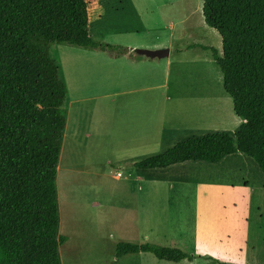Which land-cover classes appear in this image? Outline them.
Masks as SVG:
<instances>
[{
	"label": "rangeland",
	"instance_id": "obj_1",
	"mask_svg": "<svg viewBox=\"0 0 264 264\" xmlns=\"http://www.w3.org/2000/svg\"><path fill=\"white\" fill-rule=\"evenodd\" d=\"M88 4L93 39L169 50L158 69L169 72L170 90L106 96V72H121L112 58L56 45L53 56L70 98L55 178L57 234L66 238L58 247L60 263L178 264L149 253L116 257L118 243H148L194 255L193 264H264V176L252 159L235 153L217 164L132 167L192 137L234 138L242 123L211 53L198 47L221 48L217 32L204 23L203 1ZM143 135L150 146L144 151L134 145Z\"/></svg>",
	"mask_w": 264,
	"mask_h": 264
},
{
	"label": "trees",
	"instance_id": "obj_2",
	"mask_svg": "<svg viewBox=\"0 0 264 264\" xmlns=\"http://www.w3.org/2000/svg\"><path fill=\"white\" fill-rule=\"evenodd\" d=\"M207 27L221 39L209 51L222 75L234 114L235 137H192L133 163L138 170L185 162L217 164L241 153L264 176V0H202ZM88 0H0V264H61L55 178L65 130L67 86L56 45L106 52L128 49L93 39ZM132 57V56H130ZM139 253L179 263L193 257L148 243H118L116 257Z\"/></svg>",
	"mask_w": 264,
	"mask_h": 264
},
{
	"label": "crops",
	"instance_id": "obj_3",
	"mask_svg": "<svg viewBox=\"0 0 264 264\" xmlns=\"http://www.w3.org/2000/svg\"><path fill=\"white\" fill-rule=\"evenodd\" d=\"M126 48L128 49V52L126 55L118 59H111L112 65L118 66L121 72H106L104 82H105V88L109 90L106 96H117L121 93L129 94V93H134V92H153V91L156 92V91H162V90H166V91L170 90L169 85L167 84L169 72H161L158 69V63L162 59L161 60L148 59L145 57L137 56L134 53V50L136 49H133V48L156 49L158 47H156L155 45H151V46L141 45L139 47L127 46ZM173 88L176 89V91H178L180 89H184L185 87H173ZM91 98H94V97L83 98L81 100L91 99ZM68 105H70V98L68 100L67 108H66L67 116H66L65 130H66V126L68 123ZM142 137L143 139L138 140L139 142L137 141V143H134V145L136 146L135 148H137L138 150L144 151L150 146L149 144L146 145L145 143L147 138L144 139V135ZM150 138H153L156 140L154 136H151ZM157 141L160 143L161 136H160V140L158 139ZM133 163H136V162H133ZM191 256L193 257L192 261L184 260L181 262H186L187 264H193L196 256L194 255H191ZM222 264H225V263L222 262Z\"/></svg>",
	"mask_w": 264,
	"mask_h": 264
},
{
	"label": "water",
	"instance_id": "obj_4",
	"mask_svg": "<svg viewBox=\"0 0 264 264\" xmlns=\"http://www.w3.org/2000/svg\"><path fill=\"white\" fill-rule=\"evenodd\" d=\"M134 53L140 57L161 60L168 56L169 50L168 49H159V50L136 49L134 50Z\"/></svg>",
	"mask_w": 264,
	"mask_h": 264
}]
</instances>
